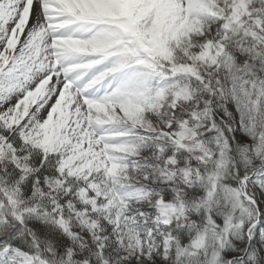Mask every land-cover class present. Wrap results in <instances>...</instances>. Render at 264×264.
<instances>
[{"label": "snow or ice", "instance_id": "1", "mask_svg": "<svg viewBox=\"0 0 264 264\" xmlns=\"http://www.w3.org/2000/svg\"><path fill=\"white\" fill-rule=\"evenodd\" d=\"M0 264H264V0H0Z\"/></svg>", "mask_w": 264, "mask_h": 264}]
</instances>
